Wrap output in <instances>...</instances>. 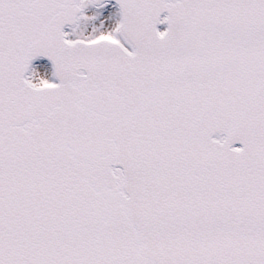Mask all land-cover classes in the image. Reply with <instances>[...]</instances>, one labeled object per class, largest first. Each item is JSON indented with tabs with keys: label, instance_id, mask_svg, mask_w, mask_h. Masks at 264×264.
Here are the masks:
<instances>
[{
	"label": "snow or ice",
	"instance_id": "obj_1",
	"mask_svg": "<svg viewBox=\"0 0 264 264\" xmlns=\"http://www.w3.org/2000/svg\"><path fill=\"white\" fill-rule=\"evenodd\" d=\"M0 264H264V0H0Z\"/></svg>",
	"mask_w": 264,
	"mask_h": 264
}]
</instances>
